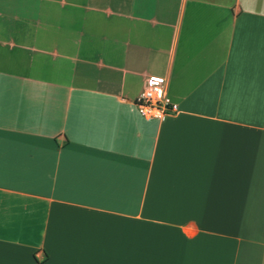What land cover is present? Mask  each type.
<instances>
[{
    "label": "crops",
    "instance_id": "1",
    "mask_svg": "<svg viewBox=\"0 0 264 264\" xmlns=\"http://www.w3.org/2000/svg\"><path fill=\"white\" fill-rule=\"evenodd\" d=\"M0 264H264V0H0Z\"/></svg>",
    "mask_w": 264,
    "mask_h": 264
},
{
    "label": "built area",
    "instance_id": "2",
    "mask_svg": "<svg viewBox=\"0 0 264 264\" xmlns=\"http://www.w3.org/2000/svg\"><path fill=\"white\" fill-rule=\"evenodd\" d=\"M136 104L144 117L162 121L179 111V104L170 96L164 79L157 75L145 76Z\"/></svg>",
    "mask_w": 264,
    "mask_h": 264
}]
</instances>
